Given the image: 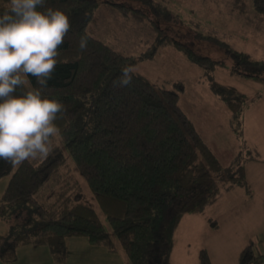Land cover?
I'll list each match as a JSON object with an SVG mask.
<instances>
[{"label": "trees", "instance_id": "trees-1", "mask_svg": "<svg viewBox=\"0 0 264 264\" xmlns=\"http://www.w3.org/2000/svg\"><path fill=\"white\" fill-rule=\"evenodd\" d=\"M102 1L148 21L154 37L144 58L170 45L202 68L210 90L230 110L229 122L235 133H242L240 119L262 97L220 83L213 73L226 68L232 75L264 86L263 59L214 34L187 31L177 35L173 24L178 14L164 0H131L138 6L110 0H45L44 7L65 11L71 22L58 49L54 78L44 93L62 101L66 111L55 121L61 133L58 142L53 138V151L46 159H29L19 166L0 160V178L10 174L1 197L0 219L18 222L6 235H0L2 261L13 260L16 247L22 244H45L53 258L62 261L66 238L85 236L111 252L117 249L115 238L130 264H170L174 232L185 213L202 212L222 190L249 189L245 166L256 158L237 154L223 165L180 107V82L170 90L133 71L131 86L113 87L121 69L133 67L135 61L89 32L88 25L95 20ZM7 6L8 0H0V14ZM250 8L264 19V0H250ZM169 31H175L176 36ZM184 35L217 45L226 60L197 53L182 40ZM81 36L88 37L83 54L78 49ZM29 79L32 86L39 87L35 78ZM65 153L106 215L114 237L95 209L82 200L81 192L73 193L70 185H64L49 203L36 197L38 191L44 194L58 180ZM43 194V199H48ZM262 223L264 227V219ZM261 259L252 243L238 255L239 264H258ZM198 264H211L206 249L199 251Z\"/></svg>", "mask_w": 264, "mask_h": 264}, {"label": "rangeland", "instance_id": "rangeland-1", "mask_svg": "<svg viewBox=\"0 0 264 264\" xmlns=\"http://www.w3.org/2000/svg\"><path fill=\"white\" fill-rule=\"evenodd\" d=\"M110 1L138 6L131 0ZM164 1L178 14L177 23L173 24L179 32L177 35L187 31L214 34L233 47L264 60V19L252 12L250 0ZM102 2L95 10V20L88 25L89 32L130 56L135 61L133 71L155 85L175 90L174 83L180 82L183 86V90L178 92L180 107L223 165L229 164L237 154L257 158L258 153L264 159V104L252 113L254 126L246 121L254 104L248 107L238 125L242 133H235L229 122L230 110L210 90L202 68L170 45L161 46L152 56L144 58L143 55L153 46L154 37L148 21H140L129 12ZM169 34L176 36L175 31H169ZM181 38L197 53L226 60L223 50L215 44L185 38V35ZM213 75L218 82L232 85L239 92L249 95L258 92L264 98V86L259 82L232 75L226 68L215 69ZM247 164L250 175L255 167L264 169L261 162ZM58 169V180L52 182L44 194L38 191L36 197L49 203L64 185H70L73 193L81 192L82 200L95 209L108 233L114 237L106 215L100 211L94 195L68 154L65 153V160ZM9 178L10 174L0 178V202ZM42 194L48 199H43ZM263 204L264 182L255 175L248 190L238 186L222 190L202 212L185 213L174 232L170 264H198L201 249L207 250L211 264H239V252L249 243L257 253H262ZM15 223L18 222L0 219V235H6ZM114 241L117 249L111 252L105 245L92 244L85 236H69L65 240L66 251L62 261H56L45 244H22L16 247L13 260H0V264H130L123 248L115 238Z\"/></svg>", "mask_w": 264, "mask_h": 264}, {"label": "clouds", "instance_id": "clouds-1", "mask_svg": "<svg viewBox=\"0 0 264 264\" xmlns=\"http://www.w3.org/2000/svg\"><path fill=\"white\" fill-rule=\"evenodd\" d=\"M44 5L45 0H8L0 14V160L14 166L52 153L53 138L61 133L55 121L66 111L62 101L44 93L71 22L65 11ZM87 48L88 37L81 36L80 53ZM132 80L133 68L123 67L113 87H129Z\"/></svg>", "mask_w": 264, "mask_h": 264}, {"label": "crops", "instance_id": "crops-1", "mask_svg": "<svg viewBox=\"0 0 264 264\" xmlns=\"http://www.w3.org/2000/svg\"><path fill=\"white\" fill-rule=\"evenodd\" d=\"M264 102V98L261 97L256 103H254V108L252 107V110L247 114V123L254 126L255 125V119L254 117L252 116V113L255 112L256 109H258L260 106L263 107V103ZM257 155V158L256 160H252L250 162H261V163H264V159L263 158H260V154H256ZM250 162H247V163H250ZM246 163V166H245V170H246V178H247V182L248 184H250V181H252L256 175V177L259 176L260 179H263V182H264V169H259V167H255L253 172H251L252 174L250 175L249 173H247V164ZM252 170V169H251ZM228 191V190H227Z\"/></svg>", "mask_w": 264, "mask_h": 264}, {"label": "built area", "instance_id": "built-area-1", "mask_svg": "<svg viewBox=\"0 0 264 264\" xmlns=\"http://www.w3.org/2000/svg\"><path fill=\"white\" fill-rule=\"evenodd\" d=\"M260 254L262 255V259L258 264H264V251L262 253L260 252Z\"/></svg>", "mask_w": 264, "mask_h": 264}]
</instances>
